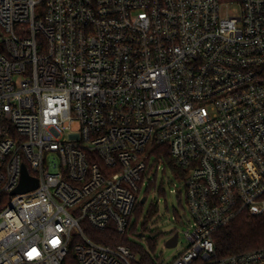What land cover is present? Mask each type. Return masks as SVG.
<instances>
[{
  "label": "built area",
  "instance_id": "obj_1",
  "mask_svg": "<svg viewBox=\"0 0 264 264\" xmlns=\"http://www.w3.org/2000/svg\"><path fill=\"white\" fill-rule=\"evenodd\" d=\"M23 166L37 186L13 194ZM158 171L189 226L167 264L264 217V0H0V264H134L84 229L126 233Z\"/></svg>",
  "mask_w": 264,
  "mask_h": 264
},
{
  "label": "trees",
  "instance_id": "obj_2",
  "mask_svg": "<svg viewBox=\"0 0 264 264\" xmlns=\"http://www.w3.org/2000/svg\"><path fill=\"white\" fill-rule=\"evenodd\" d=\"M165 160L174 170V161L167 152L165 154ZM155 185V179H151L147 185L145 195H147L151 189H155ZM158 193H164L162 187L159 188ZM142 212L143 204H138L134 211L135 217L132 225L124 234H118L115 228L111 226L104 230H97L87 226V224L84 232L90 239L100 244H122L128 246L131 252L136 255L134 264H157L151 253L154 251V244L161 234H155V237L152 239L147 238L151 251L145 250L132 239V236L142 238L140 235L143 234V236H145L149 231L148 221L155 212L149 210L143 221L140 222L139 218L142 215ZM175 216L179 218L177 212H175ZM212 239L215 247L213 257L210 260L198 259L192 264H217V259L264 247V217H251L248 216L247 213H241L228 224L214 231ZM61 264H76L71 251L67 254Z\"/></svg>",
  "mask_w": 264,
  "mask_h": 264
},
{
  "label": "rangeland",
  "instance_id": "obj_3",
  "mask_svg": "<svg viewBox=\"0 0 264 264\" xmlns=\"http://www.w3.org/2000/svg\"><path fill=\"white\" fill-rule=\"evenodd\" d=\"M151 178V174L144 177V183L141 185L138 201H140V198L144 195L146 184ZM161 179L164 181L162 187L164 193H158V189L156 188L151 189L146 196V201L143 204V212L139 218V221L142 222L149 210L155 212L148 221L149 231L144 238L142 237L133 241L137 242L145 250L151 251L147 238L152 239L155 237V234H161L154 244V251L152 254L154 253V255L160 257L163 263L167 264L185 248L186 238L184 232L189 226L187 224L180 226L175 220V212L181 211L184 206L176 193L181 189L180 181L175 179L169 171H166L165 176L161 171H158L156 174L157 188ZM173 230L178 232V244L176 247L168 248L165 246V240Z\"/></svg>",
  "mask_w": 264,
  "mask_h": 264
},
{
  "label": "water",
  "instance_id": "obj_4",
  "mask_svg": "<svg viewBox=\"0 0 264 264\" xmlns=\"http://www.w3.org/2000/svg\"><path fill=\"white\" fill-rule=\"evenodd\" d=\"M36 186H37V180L30 177L28 175L25 167L23 166L19 185L17 186V188L12 193L15 194V193L26 192V191H29V190L35 188ZM144 202H145V197H142L140 200V203L144 204ZM140 236L142 237L143 234H141ZM177 237H178V234L174 233V235L170 239L166 240L165 246L168 248L174 247L176 244V241H177Z\"/></svg>",
  "mask_w": 264,
  "mask_h": 264
}]
</instances>
